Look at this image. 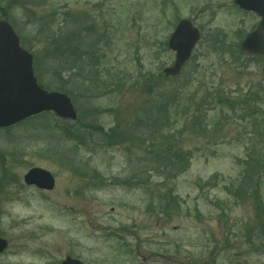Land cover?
Masks as SVG:
<instances>
[{
	"label": "rangeland",
	"instance_id": "obj_1",
	"mask_svg": "<svg viewBox=\"0 0 264 264\" xmlns=\"http://www.w3.org/2000/svg\"><path fill=\"white\" fill-rule=\"evenodd\" d=\"M181 18L203 35L170 78ZM0 19L80 115L0 129V264H264V56L240 51L258 15L233 0H0ZM113 128L125 141L109 142ZM171 149L187 159L172 176L155 156ZM32 167L54 189L27 185ZM247 170L257 194L237 192ZM152 190L177 199L169 216L148 208Z\"/></svg>",
	"mask_w": 264,
	"mask_h": 264
},
{
	"label": "water",
	"instance_id": "obj_2",
	"mask_svg": "<svg viewBox=\"0 0 264 264\" xmlns=\"http://www.w3.org/2000/svg\"><path fill=\"white\" fill-rule=\"evenodd\" d=\"M235 2L262 15L260 25L246 37L242 47L249 53H264V0ZM200 36L199 29L189 19L179 22L169 40L170 47L176 51V58L173 65L166 68L167 76H176L181 72ZM32 64V55L20 46V39L12 26L0 21V127L50 110L64 118L77 117L72 101L66 94L47 91L38 84ZM25 180L28 184L45 189H52L55 183L48 170L38 167L32 168ZM6 247V240L0 238V252ZM62 264L83 263L68 257Z\"/></svg>",
	"mask_w": 264,
	"mask_h": 264
},
{
	"label": "trees",
	"instance_id": "obj_3",
	"mask_svg": "<svg viewBox=\"0 0 264 264\" xmlns=\"http://www.w3.org/2000/svg\"><path fill=\"white\" fill-rule=\"evenodd\" d=\"M55 35L56 34L52 35L51 38L52 39L58 38ZM58 88L60 90H63L64 92H66L68 94H70L71 91H72L71 89L66 88L65 84L63 86L60 85ZM219 96H220L219 97V102L220 103H223V102L226 101L225 100L226 97L224 95L220 94ZM227 105H229V104H227ZM160 128H161V126L159 127V129ZM115 131H116V129H115ZM158 132L160 133L161 131L158 130ZM107 137L109 138V142H119V140H124L126 138V134L125 133L117 134V132H114V130L112 129V132L109 133ZM166 145H171V143H164V146H166ZM162 149H163V147H162ZM168 151H170L171 153H174V154L164 155V154H161V152H163V150H160V151H158L160 153L159 154L157 153L155 156H156V158H161L162 160H165L166 162L170 163L171 169L169 171V175L172 176V175H175L177 173V172H175V168H174L175 167L174 159H177V160L180 161L179 162L180 163L179 170H182L184 168V160L187 161V159H186V157L183 155V153L180 150H172L171 149V150H168ZM189 160L190 159L188 157V161ZM255 161H256L255 164L249 163V165H251V169H249V173L252 172L251 170H253L252 173L257 172V169H258L259 163H261V160L260 159H256ZM247 175H248V170H247V173L245 174V176L242 177L241 182H240V184L237 187L238 188L237 192L242 193V189L243 188H241V187L247 188V187H249L250 183H254L253 184L254 194H257L259 192V186H260L259 185V180L254 179V177L251 174H250V176H247ZM167 176L168 175H166V177ZM167 178H165V179H167ZM123 181H125V180H123ZM126 184H127L128 187L129 186L131 187V184L128 181H126ZM150 196H151V199L149 200L148 208L151 209V210L155 209V211L157 209H159L160 212H162L164 214H167V216H169V214H170V212H169L170 209L172 207H175L178 204L177 203L178 201H177L176 198H174L173 196L170 197V196L166 195V193L165 194L164 193H160V192L159 193L158 192L157 193H153V190H152V192L150 193ZM257 199H259V197H257Z\"/></svg>",
	"mask_w": 264,
	"mask_h": 264
}]
</instances>
